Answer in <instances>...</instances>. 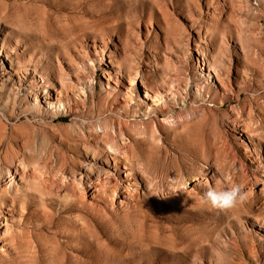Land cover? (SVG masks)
Wrapping results in <instances>:
<instances>
[{
  "label": "rangeland",
  "instance_id": "374dc122",
  "mask_svg": "<svg viewBox=\"0 0 264 264\" xmlns=\"http://www.w3.org/2000/svg\"><path fill=\"white\" fill-rule=\"evenodd\" d=\"M2 61L0 264H264V0H0Z\"/></svg>",
  "mask_w": 264,
  "mask_h": 264
},
{
  "label": "bare ground",
  "instance_id": "6f19581e",
  "mask_svg": "<svg viewBox=\"0 0 264 264\" xmlns=\"http://www.w3.org/2000/svg\"><path fill=\"white\" fill-rule=\"evenodd\" d=\"M9 71H7V66L5 64L4 61L0 62V78L1 77H5V78H9L10 75L8 74ZM139 75V73H138ZM142 76V75H141ZM30 77H33L32 75H30ZM145 77V76H143ZM13 80L14 84H18L17 88L21 91H25L28 92L30 91L33 87H36V82L34 80H26V77L24 79V76L22 75V73L20 72L18 75V78L15 79H11ZM146 81V79H145ZM30 82V83H28ZM131 82H133V78H131ZM165 83V82H164ZM27 86H24L26 85ZM78 87V88H77ZM144 87L149 88V84L144 83ZM151 88V87H150ZM52 92H56V98L53 97V93ZM85 89L81 88V86H75V83L73 82V80H70V82L68 83V85H58V84H53L52 86H50V89L48 88L47 90H45V97H47L44 100V107L42 106V110L46 111V112H53L56 113L58 112V108H63V109H69L70 111L73 109V106H79V102L81 101L82 96L85 94ZM146 92V91H145ZM147 93V92H146ZM170 93H173V91H171ZM176 96V95H175ZM44 97V98H45ZM67 97V98H65ZM149 99H151L154 103H156V101H163L165 95L161 92H155L154 95H150L148 96ZM9 102V101H8ZM15 104V102H13ZM42 103V104H43ZM40 108V105H39ZM38 108V109H39ZM41 110V109H40ZM109 147L113 150H116L115 148H113L112 145H109ZM115 161H119L118 159L114 158ZM2 173H8L12 176V181L5 186V190L7 192H11V190L16 189L17 191L22 189L19 181L16 180V175L19 174V171H13V167H4L1 169ZM49 173V176L44 178V183L41 182V192L44 195L45 191H48L47 193H51L52 192V188L53 185L56 182V176L55 174H52L50 171H47ZM44 174L42 173V176ZM25 178V177H24ZM81 184H85V180L83 178H81L80 180ZM42 195V196H43ZM44 205L46 206V200L44 198ZM13 211H16V201L13 200ZM25 215H28V212H25ZM0 224H2L3 221V216L0 215ZM8 221L5 222V224Z\"/></svg>",
  "mask_w": 264,
  "mask_h": 264
},
{
  "label": "clouds",
  "instance_id": "9594fccd",
  "mask_svg": "<svg viewBox=\"0 0 264 264\" xmlns=\"http://www.w3.org/2000/svg\"><path fill=\"white\" fill-rule=\"evenodd\" d=\"M227 181L232 179L231 175L225 177ZM247 192L239 184H233L224 189L209 188L204 193V200L212 208L219 211H230L247 200Z\"/></svg>",
  "mask_w": 264,
  "mask_h": 264
}]
</instances>
